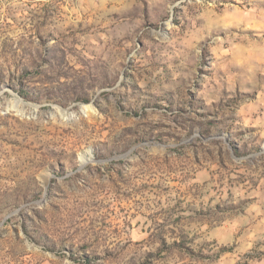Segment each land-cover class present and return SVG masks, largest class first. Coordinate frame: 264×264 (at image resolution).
I'll return each instance as SVG.
<instances>
[{
    "label": "rangeland",
    "instance_id": "rangeland-1",
    "mask_svg": "<svg viewBox=\"0 0 264 264\" xmlns=\"http://www.w3.org/2000/svg\"><path fill=\"white\" fill-rule=\"evenodd\" d=\"M0 264H264V0H0Z\"/></svg>",
    "mask_w": 264,
    "mask_h": 264
}]
</instances>
